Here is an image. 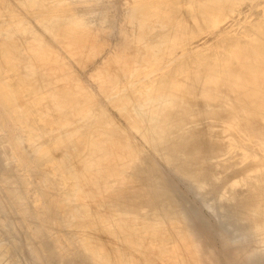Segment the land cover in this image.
<instances>
[{"label":"bare ground","instance_id":"bare-ground-1","mask_svg":"<svg viewBox=\"0 0 264 264\" xmlns=\"http://www.w3.org/2000/svg\"><path fill=\"white\" fill-rule=\"evenodd\" d=\"M106 27L122 38L99 91L59 86ZM0 224L35 264H264V0H0Z\"/></svg>","mask_w":264,"mask_h":264},{"label":"rangeland","instance_id":"rangeland-1","mask_svg":"<svg viewBox=\"0 0 264 264\" xmlns=\"http://www.w3.org/2000/svg\"><path fill=\"white\" fill-rule=\"evenodd\" d=\"M17 1V0H15ZM261 6V5H260ZM260 6H257V10H259ZM14 10L18 14H23V9L21 6L17 3L13 6ZM253 17L257 18L258 14H253ZM123 20L122 12H119V16L117 18L118 25ZM121 35L113 30L112 27H106L105 29H100L92 38L93 44H95L97 50L95 52H91L87 55L86 61L84 64H81L77 60H72L69 57L70 60V66H68L65 70H57L56 75L52 76L53 80L57 81L58 85L61 86L64 83V80L67 76H70L74 79H79L83 81L84 85L87 87L89 92H98V81L96 78L92 76L93 73L97 71V69L103 64V62L111 57L115 50L117 45L121 42ZM52 44L56 48H61L63 52H65L67 47L64 45V43L52 39ZM88 50V49H86ZM28 64V60L24 59L23 61V67ZM68 69V70H67ZM37 86H34V88H37ZM99 104L101 106L109 108L111 114L117 118V120L120 122V124L124 127L129 126V120L127 116L121 112H119L109 101L108 98L105 96H99L98 97ZM209 130L211 132H216V127L207 125ZM129 135L132 138V141L134 145H137L139 142H141L138 135L135 133L133 129H129ZM142 173V170L141 172ZM240 170H234V169H227L223 172L222 178L224 180V183H230L231 181L239 178L241 176ZM115 178H111V182L115 183ZM174 182L177 184V193L178 197L180 198L189 206L192 208L197 209L200 214L201 218L204 221V223L208 226L210 231L218 235V232L222 230L221 225L219 224V221L217 219V216L215 212H213L207 205H205L195 194L194 192L189 188L188 185H186L185 182L180 180L177 176H173ZM135 187V185L130 186ZM130 190V189H129ZM219 189L216 191H212L215 196L218 195L220 192ZM126 197L128 198V194L125 193ZM84 198V199H82ZM78 199V200H76ZM109 199V198H108ZM126 199V198H124ZM100 210H105L110 207L109 201L101 200L100 197H92L89 196H82L74 197L72 201V205L75 207H78L79 210L83 211L86 210L85 205L87 204H93ZM85 204V205H84ZM100 204H102L100 206ZM139 208H143L144 205L142 202H139L137 205ZM8 232V233H7ZM14 240L18 241V233L15 231H10L8 228L2 226L0 224V264H35L29 254V252L24 249V247L19 245V243L14 242ZM17 245H16V244ZM71 264V263H66Z\"/></svg>","mask_w":264,"mask_h":264}]
</instances>
